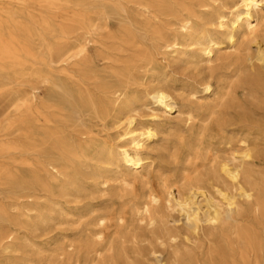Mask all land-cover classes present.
Masks as SVG:
<instances>
[{"label": "bare ground", "instance_id": "obj_1", "mask_svg": "<svg viewBox=\"0 0 264 264\" xmlns=\"http://www.w3.org/2000/svg\"><path fill=\"white\" fill-rule=\"evenodd\" d=\"M0 264H264V0H0Z\"/></svg>", "mask_w": 264, "mask_h": 264}, {"label": "rangeland", "instance_id": "obj_2", "mask_svg": "<svg viewBox=\"0 0 264 264\" xmlns=\"http://www.w3.org/2000/svg\"><path fill=\"white\" fill-rule=\"evenodd\" d=\"M234 5V3L232 2L231 4H230V7H232ZM233 9V8H232ZM223 15H225L226 16V18H227V16H229V11H227V10H224L223 11ZM223 23H226L225 21H223ZM214 29V28H213ZM216 48H218V49H222V50H225V48H226V45L225 44H222V45H220V46H218V47H216ZM253 48V50H255V46H253L252 47ZM261 49H263V47L261 48ZM192 69L190 68V66H181V68H179L177 71H176V75H175V77L178 79V81H183V80H185L187 77H191V75H192ZM179 85V84H178ZM173 116H175V113H173L172 114ZM148 120H150L149 118H146V117H144L143 119H142V121H148ZM126 143V142H125ZM150 143V146H152L153 145V143H152V141H150L149 142ZM145 149H147V148H145ZM150 149H151V147H150Z\"/></svg>", "mask_w": 264, "mask_h": 264}]
</instances>
